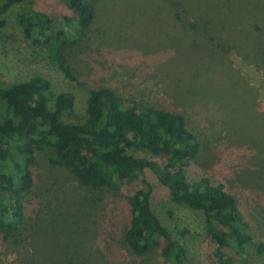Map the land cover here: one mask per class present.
Listing matches in <instances>:
<instances>
[{"label":"rangeland","instance_id":"1","mask_svg":"<svg viewBox=\"0 0 264 264\" xmlns=\"http://www.w3.org/2000/svg\"><path fill=\"white\" fill-rule=\"evenodd\" d=\"M178 1L187 6L179 17L164 8L165 0H92V22L80 38L66 42L73 80L8 22L0 30V80L12 83L40 74L50 80L53 94L75 95L79 117L85 114L87 90L102 86L137 105L182 112L200 147L184 170L187 180L206 177L223 182L236 197L252 235L253 243L245 246L243 255L225 250L231 257L228 264H264V63L238 42L248 37L244 26L250 28L238 10L245 8L244 15L264 11V2L237 0L239 6L232 5L231 21L239 35L231 29L218 35L216 25L206 24L216 40L226 31L224 38L241 44L221 52L216 42H211L213 48L204 42L208 36L202 31L206 22L202 9L212 10L210 0ZM22 5L11 6L5 15ZM32 7L53 19L52 32L63 25L64 16L71 24L65 0H32ZM193 24L198 27L191 28ZM205 46L211 52H205ZM212 95H217L216 102ZM137 154L160 162L150 152ZM32 176L33 188L25 201L26 246L0 240V264H16L23 256L38 260L28 264H65L74 252V264H129L138 258L144 264H165L159 249L136 257L123 243V195L146 184L152 189V209L188 258L197 264H222L204 228L203 214L172 202L150 170L143 179L124 182L114 197L79 186L66 169L49 165L41 151L34 153ZM42 222L39 245L36 233ZM256 243L263 244L260 253ZM37 245L41 256L34 253Z\"/></svg>","mask_w":264,"mask_h":264},{"label":"trees","instance_id":"2","mask_svg":"<svg viewBox=\"0 0 264 264\" xmlns=\"http://www.w3.org/2000/svg\"><path fill=\"white\" fill-rule=\"evenodd\" d=\"M65 2L70 9L71 24H66L68 18L64 16L63 25L52 32L53 19L34 9L32 0H4L0 4V30L8 22L15 24L25 39L45 50L55 66L73 80L66 42L84 34L94 18V7L92 0ZM209 3L212 10L202 9L206 16L202 31L208 36L204 42L212 48L216 42L221 52L240 46L224 38L229 34L226 31L224 37L217 40L214 37L217 32L219 35V31L228 29L239 35L230 15L231 8L239 6L237 0H210ZM16 4L23 5L6 16L8 9ZM163 6L173 9L177 17L187 7L178 0H165ZM238 11L250 26L242 29L248 37L238 38V42L247 45L248 54L261 57L264 63V11L247 15L243 7ZM206 24L210 25L208 28L216 25L213 36ZM181 25L186 27L185 22ZM205 48V52H211V48ZM216 96L212 95L214 102L218 99ZM203 100L205 104L209 101L206 97ZM75 101L70 91L53 94L50 80L40 74L12 83L0 80V240L9 246H26L23 244L27 236L25 201L34 183V153L41 151L49 165L66 169L79 186L101 191L109 197L117 195L124 182L143 179L146 170L152 171L172 202L203 214L204 228L222 264L230 263L231 257L225 250L244 254L245 246L253 240L236 197L223 182L213 183L206 177L189 181L184 174L200 147L182 112L152 104H134L105 86L87 90L85 114L81 117L75 113ZM143 151L154 154L160 162L137 154ZM151 191V186L146 184L123 195L124 245L136 257L157 248L165 264H197L188 258L179 240L152 209ZM43 222L36 233L39 245ZM89 241L91 238L85 242ZM33 248L34 253L43 255L38 245ZM256 248L260 253L263 244L256 243ZM76 253L67 255L65 264H74ZM28 260L35 261L31 256H23L16 264H28ZM129 264L144 263L138 258Z\"/></svg>","mask_w":264,"mask_h":264}]
</instances>
